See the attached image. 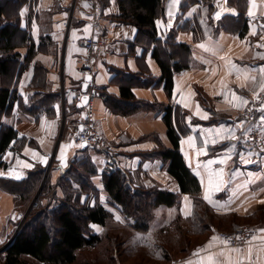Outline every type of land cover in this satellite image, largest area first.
<instances>
[{"label": "crops", "instance_id": "1", "mask_svg": "<svg viewBox=\"0 0 264 264\" xmlns=\"http://www.w3.org/2000/svg\"><path fill=\"white\" fill-rule=\"evenodd\" d=\"M242 1V9H238L229 0H163L164 14L155 21L161 41L155 44L136 26L122 21L133 7L129 0H100L97 4L88 0H0V31H10V49L1 50L0 57L15 59L10 82L5 84L0 75V88H10L16 95L10 111L0 114V125L14 128L20 139L3 156L8 168H0V253L20 233L17 226L25 223L34 206L40 202L55 208L47 196L22 201L8 183L31 185L38 182L32 178L34 173H42L40 187H53L54 202H59L64 198L61 176L76 162L89 160L97 171L92 182L98 196H83L82 204H100L112 215L105 226L91 224V232L100 236L127 225L105 190L104 156L74 142L85 118V108L78 110L75 101L82 81L80 65L90 55L84 41L92 37L107 44L94 52V82L111 100L96 99L93 107L97 129L116 157V170L124 171L136 187L178 195L175 206L156 209L151 231L167 233L178 217L189 220L193 216L191 197L180 193L178 183L168 173L169 162L159 154L173 147L162 116L166 107L173 109L172 121L181 136L180 151L213 213L237 217L239 220L231 224L236 227L264 211V155L253 163L242 154L247 129L242 117L245 104L233 99L247 101L264 84V72L260 71L264 69V0ZM208 23L219 30L207 33ZM201 44L210 50L199 47ZM157 47L177 50L171 61L190 67L175 75L171 92L159 82L162 69L153 56ZM121 87H129L136 101L155 109L128 115L114 111L116 103L123 104L119 102ZM248 160L251 162L246 163ZM208 170L224 173L223 190L212 195L215 206L204 199ZM207 226L204 231L210 234L201 246L180 260L161 264H208L209 256L219 264H228L229 259L264 264V226L259 227L255 243L239 253L220 245L218 239L213 241L219 229L212 225L209 231Z\"/></svg>", "mask_w": 264, "mask_h": 264}, {"label": "trees", "instance_id": "2", "mask_svg": "<svg viewBox=\"0 0 264 264\" xmlns=\"http://www.w3.org/2000/svg\"><path fill=\"white\" fill-rule=\"evenodd\" d=\"M129 1L133 7L127 10L126 15L122 16V21L136 26L141 35H145L153 43L159 44L161 40L158 39L155 21L164 14L163 0ZM229 2L232 6L242 9V0H229ZM246 29L247 25L240 31L241 36L245 35ZM8 33L10 31L7 28L0 31V51L10 49L8 47L10 44L7 38ZM169 35L172 37V33ZM173 48L175 49L176 46L173 45ZM172 53H177V50L176 52L175 50H161L159 47L155 48L153 53L154 58L162 69V76L159 82L165 83V89L168 92L172 90L175 75L190 68L181 61H171ZM166 57H168L167 60ZM14 60L10 57H0V75L4 76L3 80L5 84H8L11 80L13 73L12 62ZM15 98L16 95L14 93L12 95L10 88H0V114L10 111ZM110 100V97H108L106 102L109 103ZM119 102L123 104L116 103L113 110H118L119 113L124 115L140 109H155L150 104L136 101L129 87H121V100ZM163 112V120L167 125L168 137L173 147L162 149L159 154L164 162H169L168 173L178 183L180 193L191 197L193 201V216L189 220H184L181 217L175 219L166 236H164L163 232H152L150 227L154 220L156 209L159 206H175L178 201V195L157 189L146 190L136 187L131 184L127 174L121 170L105 173V190L111 197V204L119 210L124 219L131 225L132 234L123 242V244L128 245L124 250V255L128 259L138 257L141 252H145L153 261H160L159 263L169 262L170 255L166 247V243L171 245L169 236L180 235L184 227H188V229L191 227L193 229V226H195L197 228L193 231L201 233L205 229L204 226L208 225L207 228L209 227V231H211L213 224L207 223L213 222L215 219H220L219 225L222 223V225L227 224L230 220L232 222L239 220L233 216L221 217L215 215L211 207L203 201L200 182L187 167L180 151L181 136L176 131L172 121L173 109L172 107H166ZM19 140V134L14 128L0 125V168H8V165L3 161V156L6 151L13 150ZM86 163L87 161H81L74 164H79L81 168L85 166L86 169ZM74 164L72 163L64 174L72 173V166ZM92 167L89 171L85 172L86 175L80 174L78 176L79 179L67 175L61 176L59 184L63 190L64 198L60 201V205L53 210H48V212L46 211L49 209L48 206L43 209L39 208L40 202L36 207L32 208L29 219L25 221L20 233L7 248L6 252H4L5 260L2 264H32L29 262L30 260L37 264H74L78 254L82 253L85 249L98 248L103 244L104 240H108L112 245L111 248L105 250L106 253L115 250L116 245H120L118 238L113 235L111 236L110 231H106L100 236L91 232V224L105 226L112 218V215L103 206L100 204L94 207H90L87 204L78 205V200L80 203L81 197L78 198V195L67 193L66 189L72 190V187L79 183L83 188L90 189L93 193H96L97 198L98 190L92 182V177L97 174V171L94 166ZM41 175L42 173L39 172L34 173L32 178L34 177L38 181L34 182V184L30 185L29 182L19 184L8 183V186L13 185L11 192L18 195L22 201L29 202L37 195L42 178ZM47 189L52 190L54 192L53 195L55 194L54 188L45 184L43 189H41L39 200H41L42 196H46L45 191ZM87 195L90 196L88 193ZM50 215H54L57 220L55 232H52L47 223L44 222ZM43 217L46 218L44 219ZM262 218H264V211L249 217L250 220L263 221ZM201 223L203 226L201 225L202 228L200 229L198 227ZM188 248L183 247V252Z\"/></svg>", "mask_w": 264, "mask_h": 264}, {"label": "built area", "instance_id": "3", "mask_svg": "<svg viewBox=\"0 0 264 264\" xmlns=\"http://www.w3.org/2000/svg\"><path fill=\"white\" fill-rule=\"evenodd\" d=\"M88 1L92 4H97L100 0ZM84 46L89 51L90 55L86 60L82 61L80 65L82 81L80 83V89L75 95V101L80 103L83 97L87 96L89 98V103L85 107V118L80 129L74 136V142L80 147L87 145V147L93 148L101 153L105 158L106 172L112 173L116 171L117 168L116 157L105 136L97 129L96 114L93 107L94 100L101 99L106 101L108 98L105 93L95 88L94 82L96 71L94 52L97 49L105 48L107 44L102 38L92 37L84 41ZM84 86H87V89H84ZM247 102L242 112L243 122L247 126L245 130V148L242 154L249 156L250 159L253 160V163H256L260 160L261 156L264 155V92L259 90L253 93L247 99ZM22 226V223L17 226V232L21 230ZM259 233L260 228L257 225H245L232 232L219 231L216 237H218V241L222 246L230 249L239 248L243 250L255 243ZM253 237H255V239H253ZM222 241H228L229 243L225 245Z\"/></svg>", "mask_w": 264, "mask_h": 264}, {"label": "rangeland", "instance_id": "4", "mask_svg": "<svg viewBox=\"0 0 264 264\" xmlns=\"http://www.w3.org/2000/svg\"><path fill=\"white\" fill-rule=\"evenodd\" d=\"M211 22V21H210ZM207 33H214L215 31L219 30V27H214L211 23L207 24ZM84 162V161H83ZM77 163V162H76ZM72 165V164H71ZM80 167V169H79ZM86 169L81 168V166H79V164H74V166H72L73 172L72 173H65L63 174L64 176H69L72 178L77 177V179H79V175H86V171H89V169L93 168L91 165V162L88 160L86 163ZM76 175V176H75ZM86 179V178H85ZM88 180V178H87ZM74 182V180H73ZM71 185V184H70ZM69 185V186H70ZM77 185V186H76ZM72 187V190H67V193H72L75 195H78V198H82L83 196H86L87 193L90 195L89 197H96V193H93V191H91L90 189H85L81 186V184H76ZM41 189L43 188L40 187ZM53 191L52 190H46L45 191V195L47 196V198L51 201H53V206L58 207L60 205V201H55L54 202V195H53ZM78 200V199H77ZM78 205H82V202L79 203L78 200ZM88 205V204H87ZM90 205V203H89ZM36 207V206H34ZM46 208L47 207V203L40 204L39 208ZM48 210L50 211V209H47L46 211L48 212ZM53 210V209H52ZM31 212L28 211V214L26 215L27 219H29ZM48 215V214H46ZM44 219L46 217H43ZM111 220V219H110ZM263 221L260 220H247V221H240V225L234 227L233 225H231L232 220L228 221L227 224L224 225H219L220 223V219H215V221L213 220L208 222L207 224H213L215 225L214 227H216L217 229H219V231H227V232H232L233 230L241 227V226H245V225H257L258 227L264 226V218H262ZM44 221V220H42ZM56 218L54 215H50L49 217H47V220H45L44 222L47 223L49 229L52 230V232H55L57 229V222H56ZM204 223V222H203ZM203 224L201 223L200 226L198 228H202ZM131 228V225L129 222H127V225L123 228H112L110 230V235L112 236H116L120 242V245H116V249L115 250H111L108 251V253L105 252L106 249L111 248L112 245L110 244V242H108V240H104L103 244L101 246H99L98 248L95 249H85L82 253L78 254L77 260L74 264H117V263H123V264H159V262L157 261H153L152 259H150V257H148L145 252H141L138 257L135 258H131L128 259L126 257V255H124V250L126 249V247L128 246L127 244H123L124 240L128 237H130V235L132 234V230L129 229ZM183 228V227H182ZM181 228V229H182ZM197 227L193 226V229L190 227L188 229V227H184L179 234H176L174 236H169V241L171 243V245H169V243H166V247L168 249V254L170 255V261L169 262H161V263H170V262H174L177 260H180L182 258H184L188 252H192L194 250H196L199 246H201L203 244V242L207 239V237L209 236V232L203 231L201 233H197L195 230ZM126 229V230H125ZM166 233H164V236ZM168 237V236H167ZM173 243V244H172ZM7 245V244H6ZM113 247V248H115ZM183 247H189L185 252H183L184 250H182ZM5 258V254H2V252L0 253V264H2L4 262ZM32 264H37L34 261H29ZM160 263V264H161Z\"/></svg>", "mask_w": 264, "mask_h": 264}, {"label": "snow or ice", "instance_id": "5", "mask_svg": "<svg viewBox=\"0 0 264 264\" xmlns=\"http://www.w3.org/2000/svg\"><path fill=\"white\" fill-rule=\"evenodd\" d=\"M199 47L201 48H204L206 51H209L210 49L207 48L205 45L201 44L199 45ZM262 59H264V57H262ZM235 66H232V68H234ZM261 72H264V69H261L260 70ZM230 73H231V68H230ZM239 70H237V76L239 78ZM245 78L247 79V76H245ZM261 92H264V84L261 85ZM233 99H239L240 100V103L241 104H247L248 102L246 100H243L242 98H239V97H233ZM187 107V105H185ZM197 112L199 113L200 110H199V107L197 106ZM202 118H207V114L206 113H203L202 114ZM230 135H232V138L235 139V136L231 133H229ZM200 153H197V155H199ZM242 160H243V157H242ZM246 163H250L251 160H248V161H245ZM212 163H216V161H210L209 164H212ZM220 163H223V161H220ZM25 167H28L29 165L25 164L24 165ZM200 165L197 164V168H199ZM196 175L200 176V173L199 171H197ZM223 176H224V173L223 171L221 170L219 173L217 172H213L211 170H208V173H207V185H206V189H205V192H204V199L209 203V204H213L214 205V201L212 200V195L216 192H219V191H222L223 188H224V185H225V181L223 179ZM19 178V177H17ZM203 182H204V178L201 176V183L203 185ZM185 200L187 201L188 200V197H185ZM262 203H264V201H262ZM215 206V205H214ZM120 218L117 216V220H119ZM261 232H264V229H261ZM213 241L217 240L218 237H213L212 238ZM239 239V238H238ZM253 239H255V237H253ZM223 244L227 245L229 242L228 241H222ZM211 246V244L209 245ZM230 251L232 252H236V253H239L241 250L239 248H236V249H230ZM249 252V256L251 255V249L249 248L248 250ZM221 256L224 255L223 252L220 253ZM208 264H219V262L213 257V256H209L208 257ZM228 264H243V261H240V260H237L235 262H233L231 259H229L228 261Z\"/></svg>", "mask_w": 264, "mask_h": 264}, {"label": "water", "instance_id": "6", "mask_svg": "<svg viewBox=\"0 0 264 264\" xmlns=\"http://www.w3.org/2000/svg\"><path fill=\"white\" fill-rule=\"evenodd\" d=\"M84 89H87V86H84ZM89 103V98L87 96H84L82 101L80 103L77 104V109H83L85 108ZM84 147H87V145H83ZM41 189L39 191V193L37 194V196L35 197V201H37L39 195H40ZM36 204V202H34V205ZM16 237H14L13 239H11L8 243V245L4 248V250L2 251V253L6 252L7 248L13 243L14 239Z\"/></svg>", "mask_w": 264, "mask_h": 264}, {"label": "bare ground", "instance_id": "7", "mask_svg": "<svg viewBox=\"0 0 264 264\" xmlns=\"http://www.w3.org/2000/svg\"><path fill=\"white\" fill-rule=\"evenodd\" d=\"M7 245H8V244H7ZM7 245H6V246H7Z\"/></svg>", "mask_w": 264, "mask_h": 264}]
</instances>
